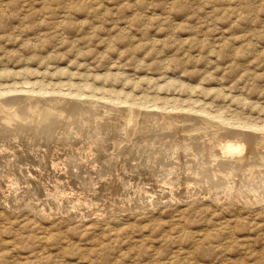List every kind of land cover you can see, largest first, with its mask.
Returning a JSON list of instances; mask_svg holds the SVG:
<instances>
[{
    "label": "rangeland",
    "instance_id": "obj_1",
    "mask_svg": "<svg viewBox=\"0 0 264 264\" xmlns=\"http://www.w3.org/2000/svg\"><path fill=\"white\" fill-rule=\"evenodd\" d=\"M0 76V91L8 93L0 95V264H264V143L257 158L249 155L229 171L206 155L236 138L226 129L247 121L264 126V0H0ZM118 88L124 95L108 91ZM33 97L94 101L95 112L58 120L48 130L55 137L41 136L44 129L29 122L21 129L4 122L19 100L28 105ZM132 112L136 120L129 122ZM211 112L229 119H197ZM209 167L220 171L194 174ZM169 179L170 191L162 187ZM229 186L238 198L228 197Z\"/></svg>",
    "mask_w": 264,
    "mask_h": 264
},
{
    "label": "bare ground",
    "instance_id": "obj_2",
    "mask_svg": "<svg viewBox=\"0 0 264 264\" xmlns=\"http://www.w3.org/2000/svg\"><path fill=\"white\" fill-rule=\"evenodd\" d=\"M64 14V13H63ZM61 18H62V16H60ZM155 41V40H154ZM153 42V41H152ZM154 43V42H153ZM176 62V61H175ZM180 62V61H179ZM47 63V62H46ZM116 65V64H115ZM114 65V66H115ZM162 66V65H161ZM47 67V66H46ZM25 68V67H24ZM57 68V67H56ZM88 68V67H87ZM170 68V67H169ZM1 69H3V68H1ZM8 69V68H7ZM20 69V68H19ZM47 69V68H46ZM58 69V68H57ZM59 69L61 70V68L59 67ZM90 69V68H89ZM30 71H31V69H29ZM48 70H50L49 68H48ZM65 70V69H64ZM3 71V70H2ZM1 71V72H2ZM6 71V69L3 71V73L2 74H4V72ZM12 71V70H11ZM20 71V70H19ZM18 71V72H19ZM34 71V70H33ZM47 71V70H46ZM57 71H59V70H57ZM66 71V70H65ZM110 71V70H109ZM22 72V71H21ZM32 72V71H31ZM35 72H37V71H35ZM35 72H32V73H35ZM61 72V71H60ZM59 72V73H60ZM116 72V71H115ZM120 72V71H119ZM6 73V72H5ZM13 73H14V71H13ZM20 73V72H19ZM26 73H28V72H26ZM25 73V74H26ZM31 73V74H32ZM41 73V72H40ZM45 73V72H44ZM51 73H52V71H50V73H48L49 75H51ZM67 73H71V72H69L68 70H67ZM82 73H83V71H82ZM81 73V74H82ZM102 73H104V72H102ZM101 73V74H102ZM105 73H106V71H105ZM111 73H113V72H111L110 71V73H106L107 75H109V74H111ZM123 73V72H122ZM122 73H121V75H122ZM30 74V75H31ZM37 74H38V72H37ZM46 74V73H45ZM47 74V75H48ZM62 74V73H61ZM88 74V73H87ZM89 74H91V73H89ZM97 74V73H96ZM95 74V75H96ZM118 74V73H117ZM17 75V74H16ZM44 75V74H43ZM54 75V74H53ZM73 75H74V73H73ZM94 75V74H93ZM113 76L112 77H116V76H114V74H112ZM120 75V76H121ZM128 75V74H127ZM10 76V75H9ZM8 76V77H9ZM70 76V75H69ZM86 76V75H85ZM104 76V75H103ZM102 76V78H104ZM126 76V75H125ZM1 77V76H0ZM51 77H53L52 75H51ZM73 78H74V76H72ZM80 77V76H79ZM118 77V76H117ZM158 77H160V76H158ZM70 78V77H69ZM73 78H72V80H73ZM87 77H85V79H86ZM122 78H123V75H122ZM121 78V79H122ZM28 79V78H27ZM37 79H41V78H37ZM52 78H50V80H51ZM113 79V78H112ZM126 79H129V78H126ZM173 79H175V78H172V80ZM36 80V79H35ZM87 80H89V79H87ZM109 80V79H108ZM114 80H115V78H114ZM113 80V81H114ZM120 80V79H119ZM150 80V79H149ZM33 81V80H32ZM37 81V80H36ZM68 81V80H67ZM103 81V80H102ZM111 81V80H110ZM112 81V83H114ZM121 81V80H120ZM144 81V80H143ZM155 81V80H154ZM168 81H169V78H168ZM167 81V82H168ZM42 81H40V83H41ZM48 82V81H47ZM50 82V81H49ZM52 82V81H51ZM54 82V81H53ZM52 82V83H53ZM56 82V81H55ZM54 82V83H55ZM60 82V81H59ZM62 82V81H61ZM73 82H75V81H73ZM79 82V81H78ZM90 82V81H89ZM89 82L87 83V82H84L85 83V85H87V86H89L88 88H90V84H89ZM125 82V81H124ZM127 82V81H126ZM125 82V83H126ZM183 82V81H182ZM23 83V82H22ZM31 82H29V83H27V84H30ZM33 83V82H32ZM38 83V82H37ZM51 83V84H52ZM69 83H71V82H69ZM80 83V82H79ZM124 83V84H125ZM128 83H130V82H128ZM158 83V82H157ZM168 83H170V82H168ZM167 83V84H168ZM181 83V82H180ZM34 84V83H33ZM39 84V83H38ZM38 84H36V85H38ZM56 84V83H55ZM64 84H65V82H64ZM133 84V83H132ZM188 84V83H187ZM13 85V84H12ZM17 85V84H16ZM48 85H50V84H47V86ZM67 85V84H66ZM65 85V86H66ZM72 85H74L73 83H72ZM78 85H80V84H78ZM136 85H138V84H136ZM159 85V84H158ZM157 85V86H158ZM162 85V84H161ZM160 85V86H161ZM164 85H165V83H164ZM175 85H177L178 86V84H176L175 83ZM181 85V84H180ZM1 86H3V85H1ZM0 86V87H1ZM7 85H5V87H6ZM10 86V85H9ZM33 86V85H32ZM31 86V87H32ZM39 86H41V85H39ZM45 86H46V84H45ZM44 86V87H45ZM75 86V85H74ZM95 86H96V84H95ZM133 86V85H132ZM141 86V85H140ZM4 87V88H5ZM49 87V86H48ZM58 87V86H57ZM56 87V88H57ZM76 87V86H75ZM75 87H73V88H75ZM84 87V86H83ZM83 87H79L80 89L81 88H83ZM103 87V86H102ZM159 87V86H158ZM163 87V86H162ZM166 87V86H165ZM167 87H168V85H167ZM175 87V86H174ZM193 87V86H192ZM196 87H200V86H196ZM3 88V89H4ZM9 88V87H8ZM11 88V87H10ZM16 88V87H15ZM37 88H39V87H37ZM46 88V87H45ZM68 88H70V86L68 87ZM84 88H86V87H84ZM112 88V87H111ZM114 88V87H113ZM155 88V87H154ZM160 88V87H159ZM194 88V87H193ZM6 89V88H5ZM12 89V88H11ZM18 89V88H17ZM23 89V88H22ZM22 89H20V90H22ZM36 89V88H35ZM41 89V88H40ZM50 89H51V86H50ZM55 89V88H54ZM54 89L52 88V90L54 91ZM87 89V88H86ZM100 89V88H99ZM104 89H105V87H104ZM116 89V88H115ZM119 89V88H118ZM120 89H122V88H120ZM119 89V91H117V90H108L109 91V93L110 94H113V95H116L115 97H119V95L121 94L120 93V90ZM158 89V88H157ZM156 89V91L155 92H157L158 90ZM8 90V89H7ZM19 90V89H18ZM24 91H25V89H23ZM22 90V91H23ZM27 90H29V89H27ZM31 90H33V89H31ZM39 90V89H38ZM46 90H47V88H46ZM71 90V89H70ZM73 91H74V89H72ZM77 90V89H76ZM83 90V89H82ZM82 90H79V91H82ZM90 90V89H89ZM122 90H124V88L122 89ZM192 90H194V89H192ZM213 90V89H212ZM218 90V89H217ZM216 90V91H217ZM2 91V90H1ZM0 91V95L1 94H5V93H7V92H5V90H4V92L2 93ZM9 91H10V89H9ZM12 91V90H11ZM34 91V90H33ZM36 91V90H35ZM48 91V90H47ZM61 91V90H60ZM72 91V92H73ZM108 91H106V93L104 92V90H103V92L105 93V94H107V92ZM126 91V90H125ZM125 91H123V92H125ZM134 90H132V92H133ZM12 92H14V91H12ZM11 92V93H12ZM15 92H17V91H15ZM19 92V91H18ZM30 92V91H29ZM70 92V91H69ZM92 92H94L93 90H92ZM122 92V91H121ZM130 92V91H129ZM192 92V91H191ZM195 92V91H194ZM10 93V94H11ZM41 93V92H40ZM44 93V92H43ZM62 92H60V94H61ZM73 93H75V91L73 92ZM77 93V92H76ZM134 93V92H133ZM144 93H146L147 94V92H144ZM208 93H210V91L208 92ZM207 93V94H208ZM8 94V93H7ZM9 94V95H10ZM14 94V93H13ZM20 94V93H19ZM22 94H24V93H22ZM29 94V93H28ZM35 94V93H34ZM46 94H49V92L47 93L46 92ZM53 93H51V95H52ZM55 94V93H54ZM71 93H69V95H70ZM84 95L85 94H87V93H83ZM82 94V92L81 93H79V94H77L78 96L79 95H83ZM97 94V93H96ZM191 94V93H190ZM226 94V93H225ZM241 94V93H240ZM6 95V94H5ZM12 95V94H11ZM18 95V94H17ZM29 95H31V94H29ZM39 95V94H38ZM50 95V96H51ZM62 95V94H61ZM60 95V96H61ZM64 95V94H63ZM66 95H68L67 93H66ZM65 95V96H66ZM76 95V96H77ZM98 95V94H97ZM122 95H124V94H121V96ZM156 94H154V96H155ZM160 94H157V98H159L158 96H159ZM233 95V94H232ZM4 96V95H3ZM15 96V95H14ZM20 96V95H19ZM25 96V95H24ZM33 96V95H32ZM46 96H48V95H46ZM57 96H58V93H57ZM64 96V97H65ZM75 96V95H74ZM75 96V97H76ZM86 96H88V95H86ZM90 96V95H89ZM89 96H88V98H89ZM104 96V95H103ZM128 96H130V94H128V92H127V94H126V97H128ZM143 96V95H142ZM141 96V97H142ZM146 96V95H145ZM150 96V99H151V95H149ZM222 96V95H221ZM227 96V95H226ZM6 97V96H5ZM13 97V96H12ZM41 97H42V95H41ZM52 97H54V96H52ZM72 97H73V95H72ZM80 97V96H79ZM84 97V96H83ZM93 98H94V96H92ZM100 96H98V98H99ZM102 97V96H101ZM108 97V96H107ZM107 97H104V98H106V100H107ZM137 97H138V95H137ZM155 97V98H156ZM162 97V96H161ZM165 97V96H164ZM172 97V96H171ZM223 97V96H222ZM236 97H238L237 95H236ZM10 98V97H9ZM34 98V97H33ZM60 98V97H59ZM63 98V97H62ZM68 98V97H67ZM93 98H91V99H93ZM95 98H97V97H95ZM110 98V97H109ZM135 98V97H134ZM143 98H144V96H143ZM175 98H177V97H175ZM191 98V97H190ZM241 98V96L239 97V99ZM13 99V98H12ZM22 99V98H21ZM29 99V101H30V98H28ZM31 99H32V97H31ZM37 99V98H36ZM43 100H40V98L39 99H37V100H35V98H34V102H31V103H29V101H28V105H26V104H19L20 102V100L15 104V107H14V105L11 107V105H10V107L11 108H13V111H11L12 112V114L9 112L10 110H8V112L10 113H8V115H5V114H3L4 112L2 111V114L3 115H5L4 116V118H6V121H4V122H7V123H11L12 121H14V122H17V123H15V126L14 125H12V126H14V127H17V126H20V124H21V122L23 123L24 121L25 122H29V125L31 126V128H40V129H44V130H41L43 133H42V135L41 134H39V135H41V136H54L55 137V135L57 134H55L54 135V133H52L51 131H48V130H50V126L52 125V124H54L55 122H57L58 120H60V121H62V118L63 117H67V116H69L70 118L71 117H73L74 118V120H79V121H81L82 120V118H86V116L87 117H90L92 114H93V112H95L93 109H94V107L96 106V104L94 103V101H88V104H85L84 103V105H83V103H82V105H81V103L80 102H78V101H73V100H66V99H63V100H58V103H56L57 101H54V103H52L53 101H52V99L51 100H49V99H44V98H42ZM71 99V98H70ZM76 99H78V98H76ZM82 99V98H81ZM87 99V98H86ZM90 99V100H91ZM102 99H103V97H102ZM102 99H100V102H101V100ZM137 99V98H136ZM139 99V98H138ZM145 99V98H144ZM147 99V98H146ZM165 99V98H164ZM168 98L166 97V99L165 100H167ZM195 99V98H194ZM197 99V98H196ZM235 99V98H234ZM18 100V99H17ZM27 100V99H26ZM54 100V99H53ZM74 100H75V98H74ZM79 100V99H78ZM128 100V99H127ZM135 100V99H134ZM169 100V99H168ZM167 100V101H168ZM175 100V102L177 101V99H174ZM238 100V99H237ZM241 100V99H240ZM2 101H4V100H2ZM6 101V100H5ZM45 101H48L50 104H48V103H45ZM80 101V100H79ZM87 101V100H86ZM86 101H84V102H86ZM95 101H96V99H95ZM119 101V100H118ZM125 101V100H124ZM124 101H122V102H124ZM129 101V100H128ZM141 101V100H140ZM142 101H144V100H142ZM204 101V100H203ZM233 101V100H232ZM235 101V100H234ZM13 102H15V100L13 101ZM22 102V101H21ZM109 102V101H108ZM111 103H112V101H110ZM109 102V103H110ZM117 102V101H116ZM119 102H121V101H119ZM121 102V103H122ZM127 101H125L124 103H126ZM135 102V101H134ZM152 102H154V101H152ZM157 102V101H156ZM160 102V101H159ZM164 102V101H163ZM171 102H172V100H171ZM174 102V103H175ZM183 102V101H182ZM188 102V101H187ZM192 102H194V101H192ZM196 102V101H195ZM194 102V103H195ZM200 102V101H199ZM202 102V101H201ZM201 102H200V104H201ZM26 103V102H25ZM104 103V102H103ZM108 103V104H109ZM128 103H130V102H128ZM138 103H139V101H138ZM146 103V102H145ZM148 103V102H147ZM146 103V104H147ZM151 103V102H150ZM205 103V102H204ZM7 104V103H6ZM14 104V103H13ZM45 104H47V105H45ZM106 104V103H105ZM114 104V103H113ZM139 104H141V103H139ZM157 104H159V103H157ZM177 104V103H176ZM179 104H180V102H179ZM196 104V103H195ZM197 104H198V102H197ZM213 104V103H212ZM9 105V104H8ZM26 105V106H25ZM115 106H117L116 104H114ZM114 105H112L111 104V106H114ZM130 105H134V103H132V104H130ZM136 105V104H135ZM145 105V104H144ZM168 105H171L170 103L168 104ZM187 105V104H186ZM199 105V104H198ZM206 105V104H205ZM229 105V104H228ZM5 106V105H4ZM107 106V105H106ZM139 106H141V105H138V107ZM143 106V105H142ZM155 106H157L156 104H155ZM166 106H167V103H166ZM179 106V105H178ZM197 106V105H196ZM195 106V107H196ZM207 106V105H206ZM255 106V105H254ZM10 107H8V108H10ZM120 107V106H119ZM123 107V106H122ZM121 107V108H122ZM126 107V106H125ZM133 107V106H132ZM158 107V109H161L160 110V112L162 111V113H163V109L165 108H163L162 109V107L161 108H159L160 106L158 105L157 106ZM204 107V106H203ZM209 107V106H208ZM226 107V106H225ZM257 107V106H256ZM6 108V107H5ZM105 108V107H104ZM120 108V109H121ZM155 108V107H154ZM168 108H169V106H168ZM172 108H175V106L173 107L172 106ZM182 108H185V106L184 107H182ZM193 108V107H192ZM191 108V109H192ZM206 108V107H205ZM232 108V107H231ZM237 108V107H236ZM254 108V107H253ZM96 109V108H95ZM113 109V108H112ZM140 109V108H139ZM142 109V108H141ZM144 109V108H143ZM147 108H145V110H146ZM187 110H188V112H189V110H191V109H189V108H186ZM193 109H195V108H193ZM192 109V110H193ZM211 109H212V107H211ZM7 110V109H6ZM100 111L102 110V109H99ZM104 110V109H103ZM102 110V111H103ZM118 110V109H117ZM166 110L167 109H165V111H164V113H169V112H166ZM171 109H169V111H170ZM172 110H175V109H172ZM199 110H201V109H199ZM217 110V109H216ZM97 111V110H96ZM105 111V110H104ZM130 111V110H129ZM152 111H153V107H152ZM180 111V110H179ZM183 111V110H182ZM205 111V110H204ZM209 111V110H208ZM210 111H213V110H210ZM209 111V112H210ZM221 111V110H220ZM227 111V110H226ZM236 111V110H235ZM261 111V110H260ZM1 112V111H0ZM106 112V111H105ZM113 112V111H112ZM112 112H110L109 114H111ZM117 112V111H116ZM138 112V111H137ZM142 112V111H141ZM157 112H159V111H157ZM171 112V111H170ZM174 112V111H173ZM186 112V111H185ZM194 112H195V110H194ZM199 113H200V111H198ZM205 112H207V111H205ZM98 113V112H97ZM176 113H178V112H176ZM182 113V112H181ZM187 113V112H186ZM201 113H202V111H201ZM200 113V114H201ZM215 113V112H214ZM221 113H224V111L223 112H221ZM264 113V112H263ZM102 114V113H101ZM103 114H104V112H103ZM113 114V113H112ZM119 114V113H118ZM120 114H121V112H120ZM141 114V113H140ZM197 114V113H196ZM206 114V113H205ZM218 114V113H217ZM256 114V113H255ZM97 115V114H96ZM108 115V114H107ZM115 115V114H114ZM128 115V114H127ZM138 115V114H137ZM148 115V114H147ZM151 115V114H150ZM160 115V114H159ZM169 115V114H168ZM167 115V116H168ZM174 115H175V112H174ZM194 115H195V113H194ZM197 115H199V114H197ZM203 115V114H202ZM240 115V114H239ZM93 116H95V115H93ZM117 116V115H116ZM123 116V115H122ZM140 116V115H139ZM157 116V115H156ZM161 116V115H160ZM176 116V115H175ZM196 116V115H195ZM204 116V115H203ZM224 116V115H223ZM248 116V115H247ZM247 116H245V117H247ZM1 117H2V115H1ZM68 117V118H69ZM112 117V116H111ZM114 117V116H113ZM128 117V116H127ZM138 117V116H137ZM163 117V116H162ZM165 117V116H164ZM185 117H187V116H185ZM190 117H192V116H190ZM197 117H199V116H197ZM200 117H202V116H200ZM229 116H227L226 118H228ZM252 117V116H251ZM4 118H2L3 120H4ZM61 118V119H60ZM92 118V117H91ZM96 118H98V117H96ZM107 118V117H106ZM117 118V117H116ZM170 118V117H169ZM225 117H222V116H220V113H219V115H213V113L211 112V115L208 113L207 115H206V117H202V118H197L198 120H200V121H203V122H205V124L206 123H209L210 124V120H215V122H217L218 121V123L220 124L222 121H223V119H224ZM226 118L224 119V120H226ZM94 119V118H93ZM122 120H123V118H121ZM126 119V118H125ZM186 119V118H185ZM184 119V120H185ZM229 119V118H228ZM234 119V118H233ZM233 119L232 120H229V121H233ZM235 119H237V118H235ZM234 119V120H235ZM240 119V118H239ZM242 119V118H241ZM241 119H240V121L239 122H241ZM66 120H68V119H66ZM72 120V119H71ZM97 120V119H96ZM110 120V119H109ZM118 120V119H117ZM122 120H121V122H122ZM134 120H136V118H135V116H133V112L131 113V115L129 116V118H128V121L129 122H131V121H134ZM217 120V121H216ZM222 120V121H221ZM238 120V119H237ZM236 120V121H237ZM251 120V119H250ZM87 121H89V120H87ZM98 121V120H97ZM97 121H94V122H97ZM172 121H173V119H172ZM220 121V122H219ZM228 121V122H229ZM3 122V121H2ZM13 122V123H14ZM24 122V123H25ZM99 122V121H98ZM110 122V121H109ZM154 122V121H153ZM194 122V121H193ZM227 122V123H228ZM244 122V121H243ZM246 122V121H245ZM59 123V122H58ZM86 123V122H85ZM106 123V122H105ZM111 123H113V122H111ZM126 123V122H125ZM135 123V122H134ZM136 123H138L137 121H136ZM160 123V122H159ZM171 123V122H170ZM187 123V122H186ZM191 123V122H190ZM214 123V122H213ZM238 123V122H237ZM3 123H1V125H2ZM12 124V123H11ZM63 124V123H62ZM68 124H69V122H68ZM87 124V123H86ZM94 124H96V123H94ZM93 124V125H94ZM107 124V123H106ZM109 124V123H108ZM172 124V123H171ZM184 124V123H183ZM203 124V123H202ZM225 124V122H223V125ZM241 124V123H240ZM244 124H246V125H244L245 127H246V130H247V128H248V130H249V128H251V130H252V133L251 132H246V131H244L245 130V128H244V130L242 131V128L244 127H242V126H240L241 127V129L240 130H235V129H226L224 132L226 133V134H229V135H232L235 139L234 140H227V142H224V144H217V145H213V147H212V149H210V151H209V149H208V154H206V155H208V157L212 160V162H216V164H214L213 163V165H224V168H220L221 170H222V172H223V170H228V168H230V166L233 164V163H240L241 164V166H242V163L249 157V155H251V157H252V154H254L255 155V157H256V153H257V149H259L258 147H259V145H261V146H263L262 144L264 143V137H263V135H261V131L259 132L260 133V135H258V134H256V133H253V130H255L254 129V127H255V125H253V123L251 124V121L250 122H246V123H244ZM258 124V123H257ZM256 124V125H257ZM264 124V123H263ZM4 125H5V123H4ZM58 125H60V123L58 124ZM71 125H74V124H71ZM77 125V124H76ZM79 125H80V122H79ZM78 125V126H79ZM109 125H111V124H109ZM114 125H115V123H114ZM123 125H124V123H123ZM122 125V127H125V126H123ZM136 125V124H135ZM134 125V126H135ZM138 125V124H137ZM142 125V124H141ZM166 125V124H165ZM176 125V124H175ZM177 125H178V123H177ZM211 125V124H210ZM214 125V124H213ZM226 125L227 124H225V126L224 127H226ZM237 125H239V123L237 124ZM242 125V124H241ZM6 126H7V124H6ZM53 126V125H52ZM54 126H55V124H54ZM81 126H85V125H80V127ZM88 126V125H87ZM97 125H95V127H96ZM173 126V125H172ZM179 126V125H178ZM254 126V127H253ZM3 127H5V126H3ZM8 127V126H7ZM24 127V126H23ZM29 127V126H28ZM58 127V126H57ZM65 127V126H64ZM69 127V126H68ZM71 127V126H70ZM102 127V126H101ZM104 127V126H103ZM117 127V126H116ZM121 127V126H120ZM128 127V126H127ZM131 126H129V128H130ZM136 127V126H135ZM139 127V126H138ZM147 127V126H146ZM156 127V126H155ZM177 127V126H176ZM204 127V126H203ZM211 127V126H210ZM209 127V128H210ZM239 127V128H240ZM261 127V126H260ZM260 127H258V128H256L257 130L260 128ZM30 128V129H31ZM90 128V127H89ZM105 128H107L106 126H105ZM110 128V127H109ZM126 128V127H125ZM124 128V129H125ZM140 128V127H139ZM145 128V127H144ZM161 128V127H160ZM175 128V127H174ZM178 128V127H177ZM185 128V127H184ZM205 128V127H204ZM215 128V127H214ZM222 128V127H221ZM230 128V127H229ZM4 129V128H3ZM2 129V130H3ZM9 129H10V127H9ZM19 129V128H18ZM20 129H21V126H20ZM29 129V128H28ZM28 129H26V130H28ZM51 129H54V128H51ZM70 129V128H69ZM77 129V128H76ZM100 129V128H99ZM122 129V128H121ZM128 129V128H127ZM138 129V128H137ZM157 129V128H156ZM167 129H169L168 127H167ZM167 129H166V131H167ZM195 129H196V127H195ZM218 129H220V127H218ZM261 130H264V126L262 125V127L260 128ZM6 130H8V129H6ZM13 130V129H12ZM23 130H25V129H23ZM25 130V131H26ZM32 131H33V129H31ZM37 130H39V129H37ZM37 130L35 131V132H37ZM64 130V129H63ZM83 130H84V128H83ZM83 130H81V131H83ZM85 130L87 131V129L85 128ZM94 130V129H93ZM92 130V131H93ZM116 130V129H115ZM133 130V129H132ZM155 130V129H154ZM161 130H162V128H161ZM170 130V129H169ZM192 130V129H191ZM204 130V129H203ZM213 130V129H212ZM18 131V130H17ZM20 131V130H19ZM29 131V130H28ZM27 131V132H28ZM31 131V132H32ZM54 131V130H53ZM57 131V130H56ZM67 131V130H66ZM72 131V130H71ZM92 131H90V132H92ZM108 131V130H107ZM140 131H141V129H140ZM148 131V130H147ZM151 131V130H150ZM158 131V130H157ZM165 131V130H164ZM163 131V132H164ZM172 131H173V129H172ZM198 132H200L199 130H197ZM205 131V130H204ZM206 131H208V130H206ZM250 131V130H249ZM78 132V131H77ZM88 132V131H87ZM99 132H100V130H99ZM119 132V131H118ZM128 132V131H127ZM136 133H137V131H135ZM174 132H175V130H174ZM196 132V131H195ZM202 132V131H201ZM221 132V131H220ZM255 132V131H254ZM19 133V132H18ZM29 133H30V131H29ZM38 133V132H37ZM101 133V132H100ZM120 133V132H119ZM133 133V132H132ZM170 133V132H169ZM181 133V132H180ZM183 133H184V131H183ZM190 133V132H189ZM210 133V132H209ZM213 133V132H212ZM211 133V134H212ZM263 133V132H262ZM20 134V133H19ZM19 134L17 135V136H19ZM31 134V133H30ZM33 134V136H36V135H34L35 133H32ZM53 134V135H52ZM88 134H89V132H88ZM91 134V133H90ZM125 134V133H124ZM186 134V133H185ZM193 134V133H192ZM196 134H197V132H196ZM200 134H202V133H200ZM204 135H205V133H203ZM208 134V133H207ZM0 135H2V133L0 134ZM3 135H5V133L3 134ZM23 135V134H22ZM71 135V134H70ZM69 134L67 135V132L65 133L64 132V134L62 135V137L63 136H70ZM77 135V134H76ZM75 135V136H76ZM79 135V134H78ZM94 135V134H93ZM104 135V134H103ZM160 135V134H159ZM174 135V134H173ZM187 135V134H186ZM190 135V134H189ZM219 135V134H218ZM7 136V135H6ZM26 136V135H25ZM28 136V135H27ZM38 136V135H37ZM80 136V135H79ZM87 136V135H86ZM85 136V137H86ZM119 136V135H118ZM121 136V135H120ZM124 136V135H123ZM123 136H122V138H123ZM201 136V135H200ZM220 136V135H219ZM13 137V136H12ZM11 137V138H12ZM30 137V136H29ZM57 137V136H56ZM84 137V138H85ZM88 137V136H87ZM133 137V136H132ZM183 137V136H182ZM181 137V138H182ZM189 137V136H188ZM197 137V136H196ZM212 137V136H211ZM210 137V138H211ZM213 137H214V135H213ZM231 137V136H230ZM3 138V137H2ZM9 138V137H8ZM59 138V137H58ZM74 138V137H73ZM77 138H78V136H77ZM93 138V137H92ZM104 138V137H103ZM106 138V137H105ZM149 138V137H148ZM155 138H156V136H155ZM200 138V137H199ZM205 138V137H204ZM221 138V137H220ZM5 139V138H4ZM33 139V138H32ZM54 139V138H53ZM65 139V138H64ZM68 139H70V138H68ZM79 139V138H78ZM81 139V138H80ZM90 139V138H89ZM118 139V138H117ZM139 139V138H138ZM197 139V138H196ZM202 139V138H201ZM206 139V138H205ZM14 140V139H13ZM17 140V139H16ZM20 140H21V138H20ZM29 140V139H28ZM39 140H42V139H39ZM46 140V139H45ZM66 140H67V138H66ZM73 140V139H72ZM96 140V139H95ZM94 140V141H95ZM98 140V139H97ZM104 140V139H103ZM155 140V139H154ZM188 140V139H187ZM186 140V141H187ZM204 140V139H203ZM207 140V142L210 140V139H206ZM212 140V139H211ZM223 140V139H222ZM23 141V140H22ZM43 141V140H42ZM55 141V140H54ZM71 141V140H70ZM80 141V140H79ZM82 141H84L83 139H82ZM149 141H150V139H149ZM179 141V140H178ZM181 141V140H180ZM195 141V140H194ZM219 141V140H218ZM217 141V142H218ZM225 141H226V138H225ZM58 142V141H57ZM63 142H65V141H63ZM96 142V141H95ZM131 142V141H130ZM140 142V141H139ZM165 142V141H164ZM183 142V141H182ZM189 142H190V140H189ZM198 142V141H197ZM214 142H216V140L214 141ZM16 143V142H15ZM38 143V142H37ZM50 143V142H49ZM74 143V142H73ZM83 143H85V142H83ZM88 143V142H87ZM93 143V142H92ZM98 143V142H97ZM177 143V142H176ZM212 143V142H211ZM210 143V144H211ZM220 143H221V140H220ZM57 144V143H56ZM102 144V143H101ZM100 144V145H101ZM122 144H124V143H122ZM128 144V143H127ZM144 144H146V143H144ZM179 144V143H178ZM191 144V143H190ZM207 144V143H206ZM216 144V143H215ZM141 145V144H140ZM149 145V144H148ZM168 145H169V143H168ZM208 145H209V143H208ZM208 145H206V146H208ZM22 146H23V144H22ZM25 146V145H24ZM79 146H80V144H79ZM79 146H78V148H79ZM89 146H91V145H89ZM188 146V145H187ZM187 146H186V148H187ZM210 146V145H209ZM5 147V146H4ZM43 147V146H42ZM57 147V146H56ZM102 147V145L100 146V148ZM117 147V146H116ZM126 146H124V148H125ZM134 147V146H133ZM137 147V146H136ZM144 147V146H143ZM167 147V146H166ZM175 147V146H174ZM173 147V148H174ZM205 147V146H204ZM3 148V147H2ZM22 148V147H21ZM71 148V147H70ZM77 148V149H78ZM81 148V147H80ZM98 148V147H97ZM109 148V147H108ZM112 148V147H111ZM118 148V147H117ZM185 148V149H186ZM210 148V147H209ZM262 148V147H261ZM12 149V148H11ZM44 149V148H43ZM50 149V148H49ZM68 149V148H67ZM76 149V150H77ZM91 149V148H90ZM89 149V150H90ZM141 149V148H140ZM178 149V148H177ZM199 149V148H198ZM202 149V148H201ZM264 149V148H263ZM79 150H81V149H79ZM83 150V149H82ZM87 150V149H86ZM88 150V151H89ZM91 150H93V149H91ZM102 150V149H101ZM101 150H100V152H101ZM113 150H116V149H114L113 148ZM121 150H122V148H121ZM124 150V149H123ZM129 150V149H128ZM144 150V149H143ZM158 150V149H157ZM170 150V149H169ZM175 150V149H174ZM188 150V149H187ZM37 151V150H36ZM48 151V150H47ZM103 151V150H102ZM120 151V150H119ZM118 151V152H119ZM136 151V150H135ZM185 151V150H184ZM197 151V150H196ZM201 151V150H200ZM202 151H203V149H202ZM263 151V150H262ZM29 152V151H28ZM55 152V151H54ZM69 152V151H68ZM80 152V154H81V152L82 151H79ZM79 152H77V153H79ZM91 152H93V151H91ZM90 152V153H91ZM95 152H97V151H95ZM99 152V151H98ZM125 152V151H124ZM127 152V151H126ZM165 152V151H164ZM177 152V151H176ZM205 152V151H204ZM2 153V152H1ZM4 153V152H3ZM12 153V152H11ZM35 153V152H34ZM39 153V152H38ZM73 153H76V152H73ZM84 154H85V156L88 154L87 153V151L86 152H83ZM82 153V154H83ZM115 153V152H114ZM122 153V152H121ZM187 153V152H186ZM27 154V153H26ZM30 154V153H29ZM64 154V153H63ZM79 154V155H80ZM97 154V153H96ZM131 154V153H130ZM171 154V153H170ZM191 154H192V152H191ZM194 154H196V153H194ZM258 154V153H257ZM262 154V153H261ZM39 155V154H38ZM48 155V154H47ZM78 155V154H77ZM78 155V156H79ZM92 155V154H91ZM132 155V154H131ZM43 156V155H42ZM72 156V155H71ZM70 156V157H71ZM87 156H89V154L87 155ZM98 156V155H97ZM174 156V155H173ZM258 156V155H257ZM264 156V155H263ZM24 157V156H23ZM47 157V156H46ZM74 157V156H73ZM77 157V156H76ZM83 157V156H82ZM81 157V158H82ZM93 158H94V156H92ZM170 157V156H169ZM176 157H177V155H176ZM187 157V156H186ZM205 157V156H204ZM255 157H254V159H255ZM258 157H260V156H258ZM29 158V157H28ZM72 158V157H71ZM89 158H91L90 156H89ZM109 158H111V157H109ZM145 158H146V156H145ZM203 158V157H202ZM257 158V157H256ZM8 159V158H7ZM6 159V160H7ZM86 159V158H85ZM102 159V158H101ZM136 159V158H135ZM205 159V158H204ZM62 160V159H61ZM75 160V159H74ZM87 160V159H86ZM96 160V159H95ZM111 160V159H110ZM124 160V159H123ZM161 160V159H160ZM165 160V159H164ZM201 160V159H200ZM250 161H251V159H249ZM51 161V160H50ZM59 161V160H58ZM84 161V160H83ZM94 161V160H93ZM122 161V160H121ZM120 161V162H121ZM125 161V160H124ZM157 161V160H156ZM168 161H169V159H168ZM55 162V161H54ZM80 162V161H79ZM84 162H89L88 160L87 161H84ZM107 162V161H106ZM119 162V163H120ZM184 162V161H183ZM201 162V161H200ZM211 162V161H210ZM218 162V163H217ZM256 162V161H255ZM254 162V163H255ZM262 162V161H261ZM48 163V162H47ZM63 163V162H62ZM71 163V162H70ZM95 163V162H94ZM94 163H92L93 165H94ZM101 163V162H100ZM135 163V162H134ZM161 163V162H160ZM165 163V162H164ZM251 163V162H250ZM38 164V163H37ZM90 164V163H89ZM130 164V163H129ZM150 164V163H149ZM212 164V163H211ZM263 164V163H262ZM63 165V164H62ZM114 165H115V163H114ZM126 166H127V164H125ZM137 165V164H136ZM135 165V166H136ZM165 165V164H164ZM174 165V164H173ZM181 165V164H180ZM189 165V164H188ZM194 165V164H193ZM236 165V164H235ZM235 165H233V167L235 166ZM18 166V165H17ZM74 166H75V164H74ZM79 166V165H78ZM117 166V165H116ZM215 166H214V168H215ZM245 166V165H244ZM255 166H257V165H255ZM3 167V166H2ZM11 167V166H10ZM15 167V166H14ZM26 167V166H25ZM73 167V166H72ZM93 167V166H92ZM109 167V166H108ZM140 167V166H139ZM147 167V166H146ZM199 167H200V165H199ZM218 167V166H217ZM223 167V166H222ZM231 168L232 170L234 169V168ZM239 167V166H238ZM237 167V165H236V167L235 168H238ZM249 167V166H248ZM253 167V166H252ZM27 168V167H26ZM32 168V167H31ZM111 168V167H110ZM109 168V169H110ZM127 168V167H126ZM148 168V167H147ZM190 168V167H189ZM201 168V167H200ZM214 168H213V171L212 170H210L211 169V167H209V169H207V168H205V170H203V171H201L200 172V170H199V172H198V170H196L197 172H194V174L195 175H198V174H202V176H205V177H207V176H209L212 172L213 173H215V172H218V171H220L219 169H218V171H214ZM226 168V169H225ZM244 168V167H243ZM25 169V168H24ZM41 169H42V167H41ZM91 169V168H90ZM124 169V168H123ZM131 169V168H130ZM199 169V168H198ZM216 169V168H215ZM240 169V168H239ZM245 169V168H244ZM13 170V169H12ZM31 170V169H30ZM241 170V169H240ZM256 170V169H255ZM254 170V171H255ZM264 170V169H263ZM11 171V170H10ZM38 171V170H37ZM94 171V170H93ZM112 171V170H111ZM160 171V170H159ZM190 171H191V169H190ZM195 171V170H194ZM210 171H211V173H210ZM229 171V170H228ZM245 171V170H244ZM252 171V170H251ZM62 172V171H61ZM75 172V171H74ZM105 172V171H104ZM121 172V171H120ZM124 172V171H123ZM221 172V173H222ZM227 172V171H226ZM57 173V172H56ZM87 173V172H86ZM157 173V172H156ZM174 173V172H173ZM185 173V172H184ZM228 173V172H227ZM231 173V172H230ZM233 173H235V169H234V172ZM240 173V172H239ZM260 173V172H259ZM4 174V173H3ZM41 174V173H40ZM132 174V173H131ZM163 174V173H162ZM223 174V176H224V173H222ZM229 174V173H228ZM251 174H252V172H251ZM258 174V173H257ZM34 175V174H33ZM49 175V174H48ZM86 175V174H85ZM168 175V174H167ZM172 175V174H171ZM184 175V174H183ZM241 175V174H240ZM264 175V174H263ZM76 176V175H75ZM83 176V175H82ZM130 176V175H129ZM181 176V175H180ZM201 176V177H202ZM226 176V175H225ZM255 176V175H254ZM10 176H8V178H9ZM26 177V176H25ZM30 177V176H29ZM86 177V176H85ZM106 177V176H105ZM192 177H194V176H192ZM221 177V176H220ZM253 177V176H252ZM57 178V177H56ZM67 178V177H66ZM72 178H73V176H72ZM92 178V177H91ZM104 178V177H103ZM162 178V177H161ZM168 178H170V177H168ZM185 178V177H184ZM188 178V177H187ZM260 178V177H259ZM1 179V178H0ZM25 179V178H24ZM100 179V178H99ZM217 179H219V178H217ZM225 179V178H224ZM246 179V178H245ZM28 180V179H27ZM104 180V179H103ZM115 180V179H114ZM208 180V179H207ZM248 181H249V179H247ZM246 180V181H247ZM5 181V180H4ZM39 181V180H38ZM216 181H218V180H216ZM243 181V180H242ZM82 182V181H81ZM163 183H164V185H162V187H164V188H169V190L168 191H170V190H172V189H170L171 187H170V185H168V184H173V179H169V180H163L162 181ZM192 182V181H191ZM197 182V181H196ZM213 182V181H212ZM240 182V181H239ZM253 182V181H252ZM92 183V182H91ZM95 183V182H94ZM121 183H122V181H121ZM120 183V184H121ZM127 183V182H126ZM195 183V182H194ZM6 184V183H5ZM14 184V183H13ZM40 184V183H39ZM144 184V183H143ZM161 184V183H160ZM159 184V185H160ZM221 184H223V183H221ZM228 184V183H227ZM15 185V184H14ZM44 185V184H43ZM175 185V184H174ZM188 185V184H187ZM192 185H194V184H192ZM232 185V184H231ZM235 185V184H234ZM237 185V184H236ZM252 185H254V184H252ZM258 185V184H257ZM199 186V185H198ZM208 186V185H207ZM9 187V186H8ZM11 187H13V186H11ZM27 187V186H26ZM40 187V186H39ZM43 187V186H42ZM59 187V186H58ZM131 187V186H130ZM149 187V186H148ZM211 187V186H210ZM217 187V186H216ZM236 187V186H235ZM235 187L234 186H229V188H228V197H230V198H238V192H237V190H235ZM243 187V186H242ZM246 187V186H245ZM251 187V186H250ZM253 187V186H252ZM14 188V187H13ZM52 188V187H51ZM57 188V187H56ZM129 188V187H128ZM189 188V187H188ZM221 188V187H220ZM244 188V187H243ZM264 188V187H263ZM121 189V188H120ZM225 189V188H224ZM23 190V189H22ZM71 190V189H70ZM78 190V189H77ZM106 190V189H105ZM138 190V189H137ZM162 190V189H161ZM167 190V189H166ZM174 190V189H173ZM197 190V189H196ZM223 190V189H222ZM245 190V189H244ZM248 190V189H247ZM258 190V189H257ZM261 190V189H260ZM19 191V190H18ZM58 191V190H57ZM213 191H215V190H213ZM219 191V190H218ZM100 192V191H99ZM119 192V191H118ZM144 192V191H143ZM143 192H141V193H143ZM186 192V191H185ZM241 192V191H240ZM247 192V191H246ZM249 192V191H248ZM253 192V191H252ZM255 192V191H254ZM31 193V192H30ZM63 192H61V194H62ZM140 193V194H141ZM217 193V192H216ZM215 193V194H216ZM227 193V192H226ZM60 194V195H61ZM157 194V193H156ZM172 194V193H171ZM201 194V193H200ZM218 194V193H217ZM59 195V196H60ZM155 195V194H154ZM212 195V194H211ZM214 195V194H213ZM227 195V194H226ZM246 195V194H245ZM258 195V194H257ZM263 195V194H262ZM170 196H172V195H170ZM139 197V196H138ZM141 197V196H140ZM187 197H188V195H187ZM217 197V196H216ZM226 197V196H225ZM63 198V197H62ZM197 198V197H196ZM218 198V197H217ZM240 198H242V197H240ZM257 198V197H256ZM263 198V197H262ZM169 199H171V198H169ZM180 199V198H179ZM192 199H194V198H192ZM244 199V198H243ZM249 199V198H248ZM64 200V199H63ZM151 200V199H150ZM186 200V199H185ZM189 200H190V197H189ZM230 200H232V199H230ZM234 200V199H233ZM156 201V200H155ZM169 201V200H168ZM193 201V200H192ZM197 201V200H196ZM140 202V201H139ZM158 202V201H157ZM177 202V201H176ZM233 202V201H232ZM241 202V201H240ZM251 202V201H250ZM253 202V201H252ZM257 202H259V201H257ZM142 203V202H141ZM228 203V202H227ZM246 203V202H245ZM244 203V204H245ZM29 204V203H28ZM33 204V203H32ZM135 204V203H134ZM143 204V203H142ZM224 204V203H223ZM229 205V204H228ZM256 205V204H255ZM254 205V206H255ZM245 207V206H244ZM53 208V207H52ZM55 209V208H54Z\"/></svg>",
    "mask_w": 264,
    "mask_h": 264
}]
</instances>
